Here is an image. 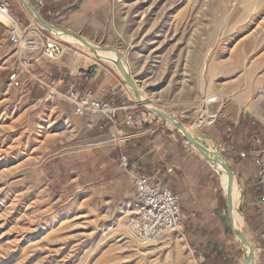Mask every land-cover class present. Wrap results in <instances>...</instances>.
<instances>
[{
  "label": "rangeland",
  "instance_id": "1",
  "mask_svg": "<svg viewBox=\"0 0 264 264\" xmlns=\"http://www.w3.org/2000/svg\"><path fill=\"white\" fill-rule=\"evenodd\" d=\"M8 1L24 28L35 26L18 0ZM98 2L107 17L98 47L125 59L130 77L158 112L139 105V96L108 61L76 51L90 58L86 67L97 64L118 74L122 93L138 105L137 115L173 129L177 120L208 135L216 123L199 128L195 118L207 96H218L209 107L217 121L231 111L264 121V0ZM10 26H0V264H200L180 232L155 243L137 240L126 224L133 209L119 204L123 194L108 214L89 198V160L93 177L100 176L91 119L74 114L69 94L51 90L35 99L39 84L32 72L19 87L11 83L17 52L7 36Z\"/></svg>",
  "mask_w": 264,
  "mask_h": 264
},
{
  "label": "crops",
  "instance_id": "2",
  "mask_svg": "<svg viewBox=\"0 0 264 264\" xmlns=\"http://www.w3.org/2000/svg\"><path fill=\"white\" fill-rule=\"evenodd\" d=\"M32 1L35 3L37 0ZM40 1L43 3L39 8L40 15L48 24L78 34L97 46L103 43L101 33L107 25L106 7H99L98 0ZM11 14L14 20L23 23L12 10ZM38 34L43 46L47 38L55 37L41 29H38ZM58 40L63 52L54 60L39 53L32 71L39 84L33 90L35 99L48 97L51 90L62 96L73 91L78 94L91 93L95 98L128 108L120 111L121 120L136 114L135 106L122 93L120 77L116 72L105 67L100 70L97 64L86 67L85 60L79 58L77 54L80 53L76 51L83 50L71 42ZM215 123L207 136L219 146L218 154L223 159L224 167L239 178L242 190L240 206L246 221V232L254 236L256 244V254L253 256L255 264L257 257L259 264H264V121L259 117L252 120L246 113L231 111L222 114ZM92 134L98 145L95 164L99 165L96 172L99 171L100 176L97 175V179L93 177L94 161L89 160L86 170L91 174L86 187L91 186L89 198L98 199L105 214L111 212L114 204H118L114 198L122 194L119 199L121 208L134 211V179L140 173L156 174L163 186L180 196V233L200 264L247 263L249 253L236 236L228 234L221 219L227 213L221 179L219 175V179L216 177L213 167L206 161L201 144L189 136L195 149L205 159L177 129L170 128L155 117L136 129L122 124L104 130L97 127ZM122 155L130 161L131 172L123 168ZM231 222L234 226V222Z\"/></svg>",
  "mask_w": 264,
  "mask_h": 264
},
{
  "label": "built area",
  "instance_id": "3",
  "mask_svg": "<svg viewBox=\"0 0 264 264\" xmlns=\"http://www.w3.org/2000/svg\"><path fill=\"white\" fill-rule=\"evenodd\" d=\"M34 5L39 9L43 3L37 0ZM0 16L10 20L11 26L7 36L17 52L15 63L11 67L10 81L19 87L21 77L34 70L39 53L42 52L49 59L54 60L63 52L62 46L58 38L55 37L47 38L46 45L43 46L40 35L36 34L40 28L36 25L31 28H24L23 24L14 20L11 14V6L6 0H0ZM66 98L73 103L76 116L91 119L89 122L91 130L97 127L104 130V128L122 124L136 129L149 123L146 114L142 116L130 114L121 120L120 111L128 110V108L124 105L118 107L115 103L95 98L91 93L78 94L73 91ZM133 109H139L138 105ZM121 161L123 168L131 172L132 165L128 158L122 155ZM134 190L136 192L135 209L126 224L137 240L155 243L167 235L180 232L182 226L180 196L163 186L158 175L137 174L134 179Z\"/></svg>",
  "mask_w": 264,
  "mask_h": 264
},
{
  "label": "bare ground",
  "instance_id": "4",
  "mask_svg": "<svg viewBox=\"0 0 264 264\" xmlns=\"http://www.w3.org/2000/svg\"><path fill=\"white\" fill-rule=\"evenodd\" d=\"M9 23H10V20L8 18H3L0 16V26L6 27ZM52 33L55 36H61L69 41H72L74 45L78 46L79 48H82L83 50L89 51L91 55L96 56L99 60L102 61L103 59V60L108 61L112 66L116 68L118 72H120L122 78L128 82L129 87L131 88L133 93L139 96L140 102L145 104L147 109L151 111L155 110L156 112H158L157 108L152 104V100H150L148 96H145L143 94V90L141 86L130 77V66L127 65V63L125 62V59H123L121 56L117 54H113L110 51H107L105 49H100L98 46H96L89 40H87V43L84 44L78 38L72 35L69 36L65 34L62 30L54 29L52 30ZM77 55L79 58H83V60L84 59L90 60L88 56H83L81 54H77ZM92 58L93 57H91V59ZM50 96L52 97V94ZM219 101H220V97L218 96H207L204 99L203 103L199 107L201 111L200 115L198 117L196 115V118H195L196 127L200 128V125L204 123L208 125H213L216 122V120L218 119V114L217 112L211 111L209 107ZM164 116L167 117L168 115H164ZM168 119L174 120L173 117H170ZM175 122L177 123L178 127L182 129L183 132L191 136L197 143L201 144L203 154L205 155L206 159L212 165L216 174L220 176L222 188L225 192V196L230 202L231 209L229 211V215L232 217L233 219L232 221L234 222V229L236 231L237 241H240L241 245L245 248L246 252L249 253V255H251V259L248 264H255V260L253 256H255L256 250H255L252 240L250 239V237H248L246 233V221H244V217H243L241 206H240V201L242 199V190L240 188L239 178L237 174H235L231 170L224 167L223 159L220 157L219 154H216L217 152H215L216 149H218V146L211 144L212 142L210 139L202 137L200 133H196L195 127H191L189 125H181L177 120ZM128 232L130 231L128 230Z\"/></svg>",
  "mask_w": 264,
  "mask_h": 264
},
{
  "label": "water",
  "instance_id": "5",
  "mask_svg": "<svg viewBox=\"0 0 264 264\" xmlns=\"http://www.w3.org/2000/svg\"><path fill=\"white\" fill-rule=\"evenodd\" d=\"M18 2L20 3V4H22L27 10H28V12L30 13V16H31V18L34 20V23H35V25L37 26V27H39L41 30H44V31H46V32H48V33H50V34H52L53 35V33H52V30H54V29H59V30H62L65 34H67V35H72V36H74V37H76V38H78L79 40H81L84 44H86L87 43V39H85V38H83L82 36H80V35H78V34H75V33H72V32H68V31H66V30H64V29H62V28H59V27H57V26H52V25H50V24H48L42 17H41V15H40V12H39V10H38V8H36V6L33 4V3H31L30 2V0H18ZM139 105L145 110V111H147V112H149V113H151V114H154V112H151V111H149L148 109H147V107L145 106V105H143L141 102H139ZM155 115V114H154ZM156 116H158L159 118H161L159 115H156ZM163 120L164 121H166V122H170L168 119H166V118H163ZM180 122L183 124V122L180 120ZM176 129L179 131V133L184 137L185 136V138L187 139V142L188 143H190L191 144V146L195 149V144L193 143V141L191 140V138L189 137V135L188 134H186L185 132H183L182 131V129L180 128V127H176ZM200 135L202 136V137H205V138H207V139H210V137L209 136H207L206 134H204V133H202V132H200ZM196 150V149H195ZM199 152V151H198ZM200 153V152H199ZM202 155V154H201ZM203 156V155H202ZM223 156V155H222ZM203 158H204V156H203ZM224 158V157H223ZM205 159V158H204ZM226 159V158H225ZM227 160V159H226ZM206 161L210 164V162L206 159ZM227 163H228V161H227ZM229 164V163H228ZM211 165V164H210ZM212 166V165H211ZM229 167H230V164H229ZM231 168V167H230ZM232 169V168H231ZM234 171V170H233ZM222 220H223V222H225V227L227 228V231H228V234L229 235H233L234 237L236 236V233H235V231H234V226H233V224H232V222H231V220H230V216H229V214H228V212L226 213V214H224L223 216H222V218H221ZM245 243V242H244ZM250 259H251V255L250 256H248V261H247V263L246 264H248L249 263V261H250Z\"/></svg>",
  "mask_w": 264,
  "mask_h": 264
}]
</instances>
